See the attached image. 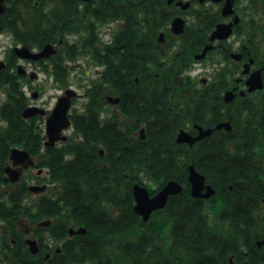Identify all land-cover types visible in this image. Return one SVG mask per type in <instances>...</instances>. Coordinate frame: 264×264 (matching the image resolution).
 Segmentation results:
<instances>
[{"label":"flooded vegetation","instance_id":"obj_1","mask_svg":"<svg viewBox=\"0 0 264 264\" xmlns=\"http://www.w3.org/2000/svg\"><path fill=\"white\" fill-rule=\"evenodd\" d=\"M133 12L139 13L144 26L149 21L153 29L132 31ZM84 18L92 20L95 49L100 48L102 54L108 50L114 71L123 64L122 57L126 67L141 68L142 65L151 71L184 69L181 78L174 80L148 79L142 74L133 80L113 79L101 100L96 99L97 111L103 119L116 115L126 118L125 110L139 106L143 121L148 109L156 108L163 115L187 110L188 117L180 124L177 136L182 129L190 135L186 143L188 174L183 177L186 183H182L183 190L188 187L190 194L172 197L173 209L166 207L169 196L165 207L152 212L149 221L157 216L158 226H164L165 231L153 240L142 237L149 225L135 209L134 186L140 184L154 196L166 184L158 188L146 174H124L105 177L112 181L104 186L108 190L61 192L50 170L40 166L45 163L42 158L49 146L62 147L82 139L73 118L85 109L84 103L89 97L86 87L106 67V63L94 58L92 48L83 41L88 31ZM177 18L185 21L182 32H177L173 25ZM37 33L48 38L42 48L35 42L26 46L20 39V36H29L33 40ZM47 45L50 46L47 54L37 59L17 51L27 47L40 53ZM207 46L206 54L200 57ZM57 66L64 68V77L62 74L57 78L53 73ZM91 67L95 69V78L90 74ZM0 73H8L13 81L3 83L6 89L13 83L21 87L27 102L22 116L27 122L38 120V129L43 134L40 152H30L23 145L14 144L4 163L0 202L9 204L8 197L13 190L19 193L23 188L24 191L21 214L14 217L16 226H10L15 228L14 235L6 226L7 221L0 217V264H21L23 259L30 260L31 264H57L58 261L82 264L78 259L82 258L79 256L81 236L87 233V228L78 215L83 214H91V226L142 228L141 237L115 239L101 236L98 227L92 240H87L92 254L85 264H264V244H259L264 239V0H0ZM59 78L67 79L68 86L61 87ZM137 82L142 86L120 89L115 85ZM164 83L183 86L186 95L183 99L188 102L169 94L148 100L149 91H168L158 88ZM53 88L54 101L45 100L44 94ZM67 88L83 92L77 89L79 93L71 98L67 112L70 126L61 132L65 138L48 144L47 119ZM137 91L141 96H136ZM123 96H130L132 101L124 105ZM1 101L0 97V125L4 124ZM32 107L45 112L26 117L25 111ZM19 130L25 132L31 128ZM131 133L137 138L141 136L139 129ZM16 148L26 150L31 159L22 163L19 161L23 159L18 158L15 163L11 155ZM61 154L72 157L67 149ZM101 154L104 155L103 150ZM94 156L98 164L96 153ZM191 166L204 176L202 193H207L209 187L213 190L208 197L193 194V182L189 178ZM19 173V179L13 180ZM133 181L141 182L132 184ZM41 186L45 189L40 190ZM115 188L131 189L133 198H124ZM67 195L91 199L69 200ZM85 204L92 206L87 213L81 210ZM180 212L204 214L208 218L220 215L226 239L187 238V233L180 228L183 230L189 225L174 216L172 221L168 218L169 214ZM171 226L179 228L175 238L169 237ZM234 227L242 230L241 238L235 240L238 256L228 255V234ZM81 228L85 231L78 232ZM4 236H8L9 245ZM31 241L36 242V252L31 249Z\"/></svg>","mask_w":264,"mask_h":264},{"label":"trees","instance_id":"obj_2","mask_svg":"<svg viewBox=\"0 0 264 264\" xmlns=\"http://www.w3.org/2000/svg\"><path fill=\"white\" fill-rule=\"evenodd\" d=\"M133 8H136L133 5ZM91 19L84 18L85 27L88 26L87 35L83 41L85 45H89L92 48L94 58L99 62L106 63V67L100 71V74L95 80H93L88 87H86L89 94L88 99L84 103V111L77 114L73 118L75 129L81 134L82 139L74 140L73 142L65 143L62 147H48L46 149V155L42 158L45 163L40 166L47 167L50 170L52 178L59 184L57 190L61 192H93L99 190H108L104 187L111 184L112 181L107 180V176H119L130 175L139 176L140 174H146L148 177L153 178V182L162 187L166 182L171 179H176L181 183H186L184 176L188 174V146L185 144H179L176 142V135L178 133L180 124L187 119V110L180 109L178 112L171 111L163 115L158 109H148L146 120L143 121L141 117V110L139 107H130L129 110H125L126 118H122L116 115L115 118L103 119L97 111L98 98L101 100L102 93L109 89L112 85L111 80L116 79H135L136 76L142 74L143 77L151 78H169L171 80L180 79L183 75L184 69L177 70H154L151 71L148 68L144 69L140 62L136 64L141 65L136 67L131 65L126 67L125 58L122 57L120 62L122 65L116 67L114 71L111 66V61L108 59L110 53L106 50V54H102V50L95 49V32L91 30ZM130 29L132 31L152 30V24L144 26L142 18L138 12H133L130 18ZM156 30V26L154 28ZM46 35V34H44ZM139 36H135L134 38ZM20 39L26 46H31L32 42L42 48L48 38L44 36L35 35L32 40L27 37H21ZM150 39V37H148ZM192 55V53H191ZM104 60V61H103ZM134 62V61H132ZM63 67L57 66V69L53 73L58 77L63 74ZM62 86H68L67 79H61ZM13 82L10 76L6 73H0V89L5 92V98L1 101V118L4 120V124L0 125V182L3 180L4 163L8 157L9 150L14 144L23 145L28 151L33 152L41 151L42 129H38V120L32 119L30 122L24 120L22 112L27 106L26 98L21 87L14 83L8 86L6 89V82ZM166 84V85H165ZM117 88L130 89L139 88L142 86L140 82L118 85ZM184 86H188L185 84ZM157 88L158 86H154ZM167 88V92L156 91L148 92V100L151 98L159 99L162 94H169L173 96H179L180 101L187 103L188 101L183 99L186 95L183 93V86H175L173 83L160 84L158 87ZM133 93L130 95L132 96ZM130 96H123L124 105L128 101H132ZM136 96H141V92L137 91ZM125 99H127L125 101ZM169 115V116H166ZM146 129V138L135 137L131 132L132 130L139 129L141 126ZM29 127L30 131H20L19 128ZM129 129V130H128ZM131 131V132H130ZM25 137V138H24ZM26 137H29L27 139ZM72 153L71 158H66L61 154L62 150H66ZM104 151V155L101 151ZM97 155L98 164L95 163V156ZM179 159V160H177ZM175 161H179L176 163ZM99 176L98 179L94 178ZM116 182L119 183L118 180ZM141 181H133L132 184ZM122 183H125L124 181ZM123 193L124 198H133L132 190L126 188H115ZM24 189L20 188L8 197V202H0V217L4 218L14 235L15 228L10 226H16L14 217L20 215L19 209L22 205V193ZM189 188L186 187L182 194L175 195L176 197L188 196ZM171 196L166 207L173 209ZM74 195H67V199L72 200ZM78 199L87 200L91 199L90 196H80ZM187 201V199H185ZM74 206H77L76 204ZM182 202L180 207H182ZM90 204L82 206V211L87 213L91 210ZM187 207V206H185ZM176 217L180 222H184L189 226H185L181 231L187 233V238L199 239V240H214V239H226L221 217L215 214L213 218H208L204 214L196 213L195 215H189L188 212H180L179 214H169L168 218ZM80 221L83 222L87 228V233L81 236V253L78 258L82 264H85L86 260H91V244L87 243V240H92L97 228L99 226H91V214L78 215ZM149 226L146 227V235L142 236L147 240H153L159 237V235L165 233L164 226H158L160 224L159 218L154 216L152 220L146 222ZM197 224H204L206 226H194ZM179 228L173 226L169 227V237H177L176 231ZM58 231L60 229H57ZM142 228L140 226H100L99 233L104 238L114 237L115 239L123 238H136L141 237L140 232ZM242 230L234 227V231L228 234V255L234 253L236 256L240 255L238 251V245L235 240L241 238ZM6 240V244H10L8 236L3 237ZM9 241V242H8ZM248 246V245H247ZM71 259L73 257L70 255ZM21 264H31L30 260L23 259ZM57 264H62L60 261ZM152 264H156L153 262Z\"/></svg>","mask_w":264,"mask_h":264},{"label":"water","instance_id":"obj_3","mask_svg":"<svg viewBox=\"0 0 264 264\" xmlns=\"http://www.w3.org/2000/svg\"><path fill=\"white\" fill-rule=\"evenodd\" d=\"M175 29L177 32H182L184 30L185 21L181 18H177L173 23ZM49 45H47L44 50L40 53H32L29 51L27 47L23 48H17V51L26 56V57H33L37 59L38 57L44 56L47 54V50L49 49ZM209 47L207 46L203 52V54L200 57H203ZM77 92L74 89H67L65 95L60 97L55 109L52 111V114L47 119V135L49 137L48 144H54L59 138L64 139L65 136H61V132L64 128H67L70 126V120L67 115V112L71 105V98L75 96ZM38 112L44 113L45 111L40 110L38 108L32 107L28 108L24 115L26 117L32 116L33 114H36ZM141 132H144V129L141 130ZM177 140L179 142H189L190 141V135L186 131H181ZM11 157L14 159L15 163H17L16 160L23 159L22 162L25 160H30V154L26 150L21 149H13ZM16 159V160H15ZM20 173L15 176L13 180L19 179ZM190 181L193 182V194L196 196L204 195L208 197L211 193H213V190L210 188V190L207 193H202V188L204 186V176H202L200 173L196 171V169L191 166L190 167V174H189ZM40 190H44L45 186H41L39 188ZM182 185L179 184L177 181L171 180L167 183V185L159 191L155 196L151 197L149 194V191L147 188L142 187L140 185H135L134 192L135 197L137 200V204L135 205V209L143 215L145 220H148L152 211L164 207L169 195L182 192ZM84 232L85 228H81L78 230V232ZM260 245L264 244V239L259 242ZM31 249L36 252L38 247L36 245L35 241H31ZM241 264H248V263H241Z\"/></svg>","mask_w":264,"mask_h":264},{"label":"rangeland","instance_id":"obj_4","mask_svg":"<svg viewBox=\"0 0 264 264\" xmlns=\"http://www.w3.org/2000/svg\"><path fill=\"white\" fill-rule=\"evenodd\" d=\"M8 44H10V43H8ZM91 68H92V71L90 72V74H91V76H95V73H94L95 72V69H94V67H91ZM76 89H78V88H76ZM79 91L80 92H83V90H79ZM43 97H44L45 100L54 101V97H55V90H54V88L53 89H50L48 92H46ZM81 101L82 100H80L79 103Z\"/></svg>","mask_w":264,"mask_h":264}]
</instances>
